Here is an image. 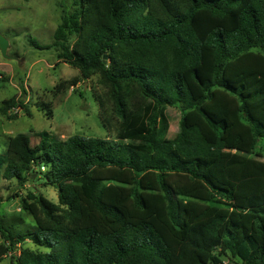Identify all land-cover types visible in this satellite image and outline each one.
Instances as JSON below:
<instances>
[{
	"label": "trees",
	"instance_id": "trees-1",
	"mask_svg": "<svg viewBox=\"0 0 264 264\" xmlns=\"http://www.w3.org/2000/svg\"><path fill=\"white\" fill-rule=\"evenodd\" d=\"M29 44L97 77L120 124L115 140L12 139L4 180L43 174L58 203L30 193L25 228L0 217V263L264 264V0H72L54 44ZM18 108L31 116L16 98L0 113Z\"/></svg>",
	"mask_w": 264,
	"mask_h": 264
},
{
	"label": "rangeland",
	"instance_id": "rangeland-1",
	"mask_svg": "<svg viewBox=\"0 0 264 264\" xmlns=\"http://www.w3.org/2000/svg\"><path fill=\"white\" fill-rule=\"evenodd\" d=\"M72 0H0V34L10 41L6 60L0 53V108L4 101L13 98L23 102L31 111L28 116L22 109L14 111L17 120L10 121L0 113V157L3 158L11 141L19 134L32 137L38 143L37 133H47L49 140H67L73 136L115 140L120 120L112 118L104 121L96 96L107 100L108 89L93 77L89 82L80 78L77 69L60 62L56 50H39L30 46L35 40L40 46L54 44V35L61 23L65 9ZM16 58V59H15ZM79 80L77 87H70L61 94H54L56 86L62 82ZM43 104H49L47 116ZM111 102L108 110L110 112ZM110 114V113H109ZM172 118L169 138L173 139L180 131L181 114L170 110ZM195 116L192 114L189 116ZM40 168H36L39 172ZM44 171V170H42ZM37 180V181H36ZM30 193L42 195L53 203H58V190L45 186L43 174H35L24 186L16 181H6L0 174V217L7 222L32 223V218L23 210L22 201ZM28 247L33 248L30 241ZM219 253H223L220 249ZM0 264H12L6 259Z\"/></svg>",
	"mask_w": 264,
	"mask_h": 264
},
{
	"label": "water",
	"instance_id": "water-1",
	"mask_svg": "<svg viewBox=\"0 0 264 264\" xmlns=\"http://www.w3.org/2000/svg\"><path fill=\"white\" fill-rule=\"evenodd\" d=\"M10 46V41H8L3 35L0 34V53L6 60L14 59L9 55ZM104 63H108L107 55L104 56Z\"/></svg>",
	"mask_w": 264,
	"mask_h": 264
}]
</instances>
